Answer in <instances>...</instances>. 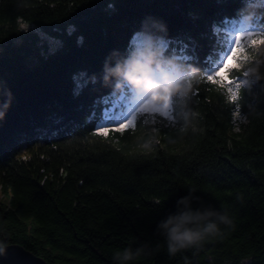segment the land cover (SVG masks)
I'll return each instance as SVG.
<instances>
[{
    "label": "trees",
    "instance_id": "obj_1",
    "mask_svg": "<svg viewBox=\"0 0 264 264\" xmlns=\"http://www.w3.org/2000/svg\"><path fill=\"white\" fill-rule=\"evenodd\" d=\"M243 26L264 33V3L0 0V246L48 264H122L126 248L139 254L123 264H264V78L231 103L207 75ZM138 34L165 41L201 81L174 100L171 122L143 115L101 134L120 94L103 81L106 58ZM153 129L160 143L145 152ZM190 188L193 209L226 212L234 227L170 255L158 224Z\"/></svg>",
    "mask_w": 264,
    "mask_h": 264
},
{
    "label": "clouds",
    "instance_id": "obj_2",
    "mask_svg": "<svg viewBox=\"0 0 264 264\" xmlns=\"http://www.w3.org/2000/svg\"><path fill=\"white\" fill-rule=\"evenodd\" d=\"M250 19L246 17L245 22ZM257 51L264 56V45ZM113 58L115 64L110 66L108 61ZM246 63L252 66L246 67L245 76L252 75L256 80L264 78L260 74V66L264 61L255 59L253 63L249 59ZM241 68H244V65H241ZM201 78L198 69L185 66L174 57H169L152 39L146 40L142 46L134 47L130 51L126 50L125 54L117 55L113 52L106 58L103 70L105 84L113 85L117 93L126 94L129 103L136 106V113L171 111L174 100H186L193 93V86L200 83ZM235 97L236 100H232L230 96L229 102L235 103L240 99L238 92ZM235 115L239 116V112ZM3 116L4 112L0 111V119ZM184 116L187 120V113ZM236 131H239V128ZM153 133V136L139 145L145 152H150L154 144L160 143L155 138V129ZM195 191V188L188 189V196L182 197L177 202L184 207L178 209L175 214H169L158 224V230L165 238L170 255L182 250L200 249L205 242L222 236L226 229L234 227L233 219L226 212L215 211L211 207L193 209L191 201ZM3 252L4 248L0 246V254ZM138 254L126 248L117 253L116 258L123 264Z\"/></svg>",
    "mask_w": 264,
    "mask_h": 264
},
{
    "label": "rangeland",
    "instance_id": "obj_3",
    "mask_svg": "<svg viewBox=\"0 0 264 264\" xmlns=\"http://www.w3.org/2000/svg\"><path fill=\"white\" fill-rule=\"evenodd\" d=\"M256 3H264V0H251ZM260 37H264V33L261 32H254L250 31L247 28L240 27L236 31H233L229 33V52L225 55H221V62H219V66L213 70L207 73L208 77H213L216 75L218 71H220L221 68L224 67V62L227 60L228 56L231 54L234 48H239L240 54L238 55L237 59L233 62L232 66L230 67V73H229V80H221L220 82H214L216 84H219L221 87L226 88V95L227 99L229 100V97L231 98L235 96V94L238 92L241 87L247 86L252 80H255V77L252 75L245 76L244 70H246V67L252 66L251 64H247L246 61L251 59L254 63L255 59H260L264 61V56H261L257 49L264 45V43H254V40H258ZM151 38H148L142 34H138L135 37L134 46H142L143 43ZM42 40L45 41L46 45L49 47V50L52 51L55 49L56 42L43 38ZM156 42L157 46L162 47L165 49L167 47V43L163 40L154 41ZM229 63H232L229 61ZM241 65H244V68H241ZM264 65V64H262ZM261 65V66H262ZM241 72V73H240ZM126 94L120 93L118 94V98L116 101H113V104L108 108V111L114 112L115 114H112L99 124L98 126V132L103 134V130H106L107 133L109 131V128H114L117 130H120L123 125L129 122V127H124L123 129H132L135 126V122L137 121V118L143 115H146V122H150L152 124H157L162 121L171 122L172 121V111L164 110L161 112H155V113H136L135 105H132L129 103L128 96H125ZM232 100H236L232 98ZM107 112V109L105 111V114ZM110 112V113H111ZM235 118L237 121H241V118L235 115ZM109 121V123H108ZM107 135V134H105Z\"/></svg>",
    "mask_w": 264,
    "mask_h": 264
},
{
    "label": "water",
    "instance_id": "obj_4",
    "mask_svg": "<svg viewBox=\"0 0 264 264\" xmlns=\"http://www.w3.org/2000/svg\"><path fill=\"white\" fill-rule=\"evenodd\" d=\"M0 264H48L44 259L35 256L19 245L2 246Z\"/></svg>",
    "mask_w": 264,
    "mask_h": 264
},
{
    "label": "snow or ice",
    "instance_id": "obj_5",
    "mask_svg": "<svg viewBox=\"0 0 264 264\" xmlns=\"http://www.w3.org/2000/svg\"><path fill=\"white\" fill-rule=\"evenodd\" d=\"M253 42L264 43V37H260L258 40H254ZM240 51L241 50L238 47L234 48L231 54L228 56L227 60L224 62V67L221 68L220 71H218L215 76L210 77L209 79L212 80L213 82H220L222 79L225 81L229 80L230 67L232 66L233 62L237 59L238 55L240 54ZM229 61H231L232 63H229ZM232 98L235 99L236 97L233 96ZM124 127H129L128 121L125 125L121 127L120 130H123ZM102 133L107 134V131L103 130Z\"/></svg>",
    "mask_w": 264,
    "mask_h": 264
}]
</instances>
